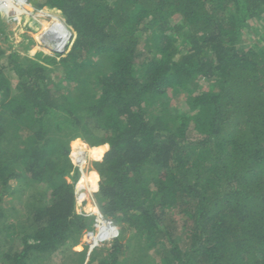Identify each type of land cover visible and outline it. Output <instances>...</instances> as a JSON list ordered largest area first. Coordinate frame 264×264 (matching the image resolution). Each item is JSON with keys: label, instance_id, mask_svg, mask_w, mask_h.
<instances>
[{"label": "trees", "instance_id": "16d2710c", "mask_svg": "<svg viewBox=\"0 0 264 264\" xmlns=\"http://www.w3.org/2000/svg\"><path fill=\"white\" fill-rule=\"evenodd\" d=\"M35 6L59 12L71 36L63 52L27 57L0 26V264H48L89 226L75 204L76 136L98 146L76 140L78 156L103 154L88 180L117 225L97 264H264V41L242 39L251 20L264 37V0ZM196 80L210 88L193 90ZM27 179L44 189L14 223L3 195ZM135 249L149 260L133 262Z\"/></svg>", "mask_w": 264, "mask_h": 264}, {"label": "rangeland", "instance_id": "374dc122", "mask_svg": "<svg viewBox=\"0 0 264 264\" xmlns=\"http://www.w3.org/2000/svg\"><path fill=\"white\" fill-rule=\"evenodd\" d=\"M29 1H31V3ZM40 1L41 0H25V5H21V8L24 7L26 9L27 12H25V13H16L17 11H15L14 13H7L4 10L0 12V14H1L0 17L3 21V22H1L0 26H2V27L4 26L2 29L5 30L4 32H5V35H7V36H8V31L11 32L14 30V26H16V24H17L15 22L16 21L18 22V20L21 17L29 16L28 20L33 19L39 25L38 30H40V31H38L35 35H33L35 38H33L31 43L35 44V43H37L36 41H38V40H40V41H38L39 43H37V46L35 44V46L30 51L27 50L29 44H26L25 46L23 45L21 47L16 46L14 44L12 45V43L10 44L12 47L16 48L18 50V53L22 56L26 55L27 57H29V55H33L37 51H41V52L46 53V54L47 53H54L57 50V49H52V48H49L47 46H44L42 39H43L44 33L49 28H53V27L57 26L58 24H60L61 21L59 20V18L61 20H63V19L61 17V14L59 12H56L55 10L48 9L47 7L37 8L35 6V3H39ZM5 10H7V9H5ZM41 14H42V16H41ZM52 14L56 15L57 17L53 16ZM5 16H7V17H5ZM172 20L176 21L178 19H177V17H174ZM20 21H22V20H20ZM23 23H24V21H22V23H20V24H23ZM249 23L250 24H249V26H247V28H245L244 35L242 37V39L244 41L243 47L245 49H247V48L253 46L255 49H258V47H257L258 45H257L256 40H259V41L263 40L264 41V37L262 36V39H261L255 33H250L249 27L251 26L253 28L254 27L259 28L261 21L256 20L253 22V20H251V21H249ZM21 26H18V29ZM261 33L264 34V28L262 29ZM146 36H147V34L143 35V37H146ZM142 39L143 38H140V42H139V44L141 46H142V42H143ZM13 40H14V42H21L22 41L21 38H18V35L15 38H13ZM8 41L12 42V41H10L9 38H8ZM150 43L153 45V43L151 41H150ZM7 45H8V42L3 41V36L0 35V47L5 48V47H7ZM210 84H211V82H209V81L196 80L191 85V88L195 91L204 90V89L210 88ZM171 103L173 104L172 107H173L174 111L181 112L182 110L186 109L185 103L183 102L182 99H178V97L173 98V100H171ZM76 140L82 141L89 149L93 148V147H98V146H91V144L88 143L87 140H85L83 137H80V136L73 137V139H71V141H70V147H69L70 148L69 156L72 160L76 159L77 153H79L78 150L76 152H74L75 151L74 142ZM80 152L83 153V149ZM102 155L99 158H93L90 156L84 157L83 158L84 160L79 165L81 167L78 169V178L75 182V188L78 186L76 189L77 194L79 195L80 198H86L85 196H88L87 203L93 207V209H94L93 211L96 210V207L98 209H99V207L97 205V202H96L94 195L92 194V185L94 183L89 182L88 177L92 173L97 175L95 163L97 164V162L98 163L101 162L100 160L102 158ZM19 182L22 183L23 185L18 186V181H15V180H12L10 182L12 191H14V192L10 191V192L5 193V195H3V202H2L3 207L6 210H8L7 213L10 215V218H12V220L10 219V221L14 222V223L18 220H24V217L27 215V212L31 208L33 201H34V197H31V195L35 193L33 190H38V192H42L43 191L42 189H44V185H42L41 183H35V181H32L30 179L19 181ZM145 183L149 185L150 189H151V187H154V185L149 181H147ZM32 187H34V188L32 189ZM87 188L90 190L88 191ZM74 196H75V193H74ZM92 199H93V201H95L96 206L94 205V202L92 201ZM77 204H78V207H81L82 210H84V208L82 207L83 203L78 202ZM99 211H100V209H99ZM86 212H89V213H87L88 214L87 215V222H89V226H87V228L82 231L77 242H73V239H70L67 241V244H68L67 246L62 247L63 249H60L57 252H55L56 254H54L52 256L50 263H48V264H97L98 260L100 259L99 257H102V258L105 257L104 259L107 258L106 253L111 250L112 244H113L114 240L117 238L118 233H117L116 237L114 239H112L111 241L101 242L99 245L94 247L93 250L89 251L88 250V244L85 241V233H86V231L92 230L95 227V225L97 224V222H96V215L94 212H90V211H86ZM84 213H85V211H84ZM173 220L174 221L179 220L182 222V218L178 214L174 215ZM116 228H117V225H116ZM132 231H133V229H131V232ZM181 232H183V230H181ZM129 235H130L129 232H127L126 234H124L123 237H121V239L126 242L125 238ZM6 246H8V245H6ZM66 248H69V249H66ZM121 252L124 254L125 251L121 249ZM127 253L129 254V251H127ZM160 253H161V251L159 248H154V249H152V251L148 252V254H150V257L153 259V262L158 260ZM147 256H149V255L145 254L143 256V252L140 249H138V250L135 249L130 257L132 258L133 262H135L137 260H141V261L143 260V262H144V261L149 260L150 257L147 259ZM46 259L44 261L38 262L36 264H46L49 257ZM32 264H34V262Z\"/></svg>", "mask_w": 264, "mask_h": 264}, {"label": "built area", "instance_id": "2783aa9c", "mask_svg": "<svg viewBox=\"0 0 264 264\" xmlns=\"http://www.w3.org/2000/svg\"><path fill=\"white\" fill-rule=\"evenodd\" d=\"M25 2V0H24ZM6 3L5 0H0V12L6 9ZM7 17V16H5ZM66 27V26H65ZM67 34H68V39L66 41V44L64 46V49L66 47V45L69 42L70 39V31L67 29ZM42 42V41H41ZM43 45L45 46V43H43ZM64 49L60 50V52L64 51ZM77 154H82L81 152L77 153ZM84 159L81 158L80 156H76V159H74L76 165L78 166V169L81 167L79 166L80 163L83 161ZM78 187V186H77ZM76 187V188H77ZM76 188H75V200L78 203H83V201L81 199H79V196L77 195L76 192ZM84 199V198H83ZM93 201V199H92ZM94 205H95V201ZM96 206V205H95ZM83 207V206H82ZM84 208V207H83ZM85 211V214L88 215L86 212V210H83V212ZM90 212H94L96 215V222L97 224L95 225V227L92 230L86 231L85 233V241L88 244V250L91 251L94 249V247H96L97 245H99L101 242H105V241H111L112 239H114L117 235V228L116 225L114 223L113 220L105 217L102 212L99 211V209L96 207L95 211H90Z\"/></svg>", "mask_w": 264, "mask_h": 264}, {"label": "bare ground", "instance_id": "6f19581e", "mask_svg": "<svg viewBox=\"0 0 264 264\" xmlns=\"http://www.w3.org/2000/svg\"><path fill=\"white\" fill-rule=\"evenodd\" d=\"M6 9L4 10L7 13H25L27 12L26 9L21 5H25L24 0H5ZM42 16V14H41ZM52 16V15H51ZM67 30L64 24L60 22L57 26L53 28H49L43 35V43H45L47 47L52 49H57L58 51L64 49L66 41L68 39ZM51 49V50H52ZM56 50V52H58Z\"/></svg>", "mask_w": 264, "mask_h": 264}, {"label": "crops", "instance_id": "0c3cea01", "mask_svg": "<svg viewBox=\"0 0 264 264\" xmlns=\"http://www.w3.org/2000/svg\"><path fill=\"white\" fill-rule=\"evenodd\" d=\"M28 19H29V16H25V17H21L18 20V22L16 21L15 23H17V24H16V26H14V30L15 31L14 30L11 31V32L8 31V38L10 39V41H12L11 43L16 45V46H20L21 47L23 45L25 46L26 44H29L27 50L30 51L35 46V44L37 46V43H39L38 41H40V40L36 41L37 43H35V44L31 43L33 38H34L33 35H35L40 30H38L39 25L37 24V22H35L33 19L32 20H28ZM20 20L24 21V23L20 24ZM18 26H21V27L18 29ZM17 35H18V38L22 39L21 42H14L13 38H15ZM89 190L90 189H88V191ZM75 204L78 206L76 201H75Z\"/></svg>", "mask_w": 264, "mask_h": 264}, {"label": "water", "instance_id": "95a60500", "mask_svg": "<svg viewBox=\"0 0 264 264\" xmlns=\"http://www.w3.org/2000/svg\"><path fill=\"white\" fill-rule=\"evenodd\" d=\"M58 51V50H57ZM59 52V51H58Z\"/></svg>", "mask_w": 264, "mask_h": 264}]
</instances>
